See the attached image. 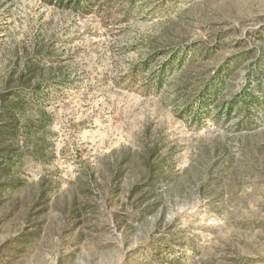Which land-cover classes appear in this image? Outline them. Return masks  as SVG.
I'll list each match as a JSON object with an SVG mask.
<instances>
[{"label":"rangeland","instance_id":"374dc122","mask_svg":"<svg viewBox=\"0 0 264 264\" xmlns=\"http://www.w3.org/2000/svg\"><path fill=\"white\" fill-rule=\"evenodd\" d=\"M0 264H264V0H0Z\"/></svg>","mask_w":264,"mask_h":264},{"label":"trees","instance_id":"16d2710c","mask_svg":"<svg viewBox=\"0 0 264 264\" xmlns=\"http://www.w3.org/2000/svg\"><path fill=\"white\" fill-rule=\"evenodd\" d=\"M41 1L46 6H57L60 8H66L75 11L76 13H82L84 11H87L91 6L95 5L96 3L102 0H41ZM245 100H247V97Z\"/></svg>","mask_w":264,"mask_h":264}]
</instances>
